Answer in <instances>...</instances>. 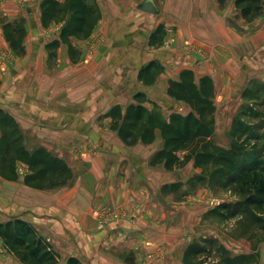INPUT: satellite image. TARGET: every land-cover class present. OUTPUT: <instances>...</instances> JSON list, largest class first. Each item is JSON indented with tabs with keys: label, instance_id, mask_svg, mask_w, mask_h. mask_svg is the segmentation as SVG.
<instances>
[{
	"label": "crops",
	"instance_id": "crops-1",
	"mask_svg": "<svg viewBox=\"0 0 264 264\" xmlns=\"http://www.w3.org/2000/svg\"><path fill=\"white\" fill-rule=\"evenodd\" d=\"M43 1L0 0V18L8 23L23 20L27 33L26 54L15 60L14 87L5 101L0 85V109L4 103L12 105L7 111L19 124L27 149L44 148L62 158L73 170L74 180L66 187L41 191L24 184V165L18 167L16 182L0 176V224L14 218L31 223L53 247L59 264L70 258L80 264H126L120 249L129 247L138 257L139 252H156L160 245L167 247L166 255L153 264H183L188 236L195 227L191 219L204 212L192 202L203 199L205 192L177 206L188 212L189 219L183 220L178 211L173 220L177 225L168 223L164 235L149 237L143 229L151 227L156 204L147 203L175 177L167 171L145 177L141 167L163 147V140L158 132L152 145L128 147L106 116L115 107L125 113L142 100L149 111L157 108L166 118L190 114L188 105L167 93L169 82L179 81L188 69L197 80L212 78L216 107H224L232 98L239 101L250 82L264 83V13L247 23L233 2L221 7L217 0H96L102 18L91 37L61 44L56 60L50 62L47 46L60 40L62 24L42 26ZM147 1L157 5V14L139 9ZM3 49L11 50L0 26V53ZM153 62L161 68L160 74L145 83L140 72ZM239 109L232 115L230 129ZM215 121L217 130V111ZM131 165L136 171L132 169L135 176L130 184L123 177ZM146 183L154 190H148ZM105 209L123 218L102 226L98 215ZM0 264H21L1 239Z\"/></svg>",
	"mask_w": 264,
	"mask_h": 264
},
{
	"label": "trees",
	"instance_id": "trees-1",
	"mask_svg": "<svg viewBox=\"0 0 264 264\" xmlns=\"http://www.w3.org/2000/svg\"><path fill=\"white\" fill-rule=\"evenodd\" d=\"M217 1L221 7L233 2L247 23L264 13V0ZM40 9L44 28L53 23L62 24L60 40L47 46L50 62L56 60L61 44L69 45L71 38L89 39L102 18L96 0H44ZM2 29L12 52L24 56L25 22H5ZM160 71L158 63L153 62L141 70L139 78L145 83L154 82ZM249 85L242 92L244 104L231 124L229 148L213 141L217 111L214 82L207 76L197 80L193 70L182 71L179 81L169 82L167 91L171 99L188 105L192 110L190 114L173 113L166 118L157 108L149 111L142 100L138 105L128 107L125 113L115 107L106 116L112 119V131L128 147L139 143L152 145L160 133L164 144L151 158V165L174 172L192 163L198 172L185 184L187 191L181 198L206 188L216 196L229 191L236 197L235 201L223 202L207 212L203 221H235L229 237L248 242L251 252L233 254L216 236H202L185 248L183 264H264L261 261L264 245V115L257 110L264 108V83L252 81ZM255 120H258L256 124L251 123ZM0 132V176L4 180L18 181V167L24 165L28 170L24 184L32 189L55 190L72 183L74 172L67 162L44 148L29 151L19 124L3 109H0ZM180 187V183L166 184L161 188V194L179 199ZM209 229L215 231L213 227ZM0 239L21 264H59L50 243L23 219L14 218L0 224ZM67 264L80 262L70 258Z\"/></svg>",
	"mask_w": 264,
	"mask_h": 264
},
{
	"label": "rangeland",
	"instance_id": "rangeland-1",
	"mask_svg": "<svg viewBox=\"0 0 264 264\" xmlns=\"http://www.w3.org/2000/svg\"><path fill=\"white\" fill-rule=\"evenodd\" d=\"M24 10H25V6ZM30 7V6H28ZM7 19H3L0 18V26L2 27V24L7 22ZM20 22V21H19ZM16 22V23H19ZM234 27H238L236 26V23L234 24ZM19 58V56H17L16 54H14L11 50L9 51H5V49H3L0 53V70L3 72L0 73V85H2L3 87V99L4 101L6 100V98L8 96H11V90L14 87V84L12 82V78H11V69L13 68V66H16V61ZM22 58H20L21 60ZM26 66V65H25ZM249 85V84H248ZM250 86V85H249ZM10 98V97H9ZM233 100H231L227 105H225L224 107L217 105V130L214 134V138L213 141L214 143H216L219 146L225 147V148H229L230 144L232 142L231 136H230V120L232 119V115L234 113L235 110L239 109L240 106H242L244 104V100L242 99V96L240 97L239 101H236L234 98H232ZM242 103V104H240ZM4 103V108L3 110L6 111L7 113H9L7 111V109L9 110L11 108L12 105H7ZM157 107V105H156ZM241 108V107H240ZM257 110L264 115V108H257ZM239 111V110H238ZM258 122V120L252 121L251 123H255ZM125 151V150H124ZM127 153L128 150L126 149ZM125 154L126 157H128V154ZM142 153V151H141ZM122 168V167H121ZM141 173L142 175H144L145 177H148V175H153V174H157V172H164V168L160 165H151V163L149 162L148 165L141 167ZM135 168L133 165H131L130 168V172L128 174H125L123 178L127 179L130 184L133 182L134 180V171ZM27 170V168H26ZM196 170L193 169L192 165H188L187 167H185L184 169H181L180 172L178 171H174L173 176L175 177V181L173 183H180L181 187L179 192L177 193L178 196L176 199V197L174 195L170 196V197H164L161 194V188L159 189L158 193L155 194L153 196V198H151L149 200V203H147V205L149 204H156V206L153 207V212L151 215V224L149 223V225L151 227H148L147 229H143L144 232H147L149 237H152L155 234H162L164 235L165 232L167 231V225L168 223H172V225H177V221L173 222V220H175L174 218L177 217V213L179 211V213L182 215V218L184 220V218L186 217V219H189L190 217L187 218L188 216V212H184L183 210H178L177 206H183V202L187 201L189 198H191L192 196H196L198 195L199 192L204 191L205 193H202L201 197L203 199H200L199 201H194L192 203H196L198 206L202 207L203 211L199 216L194 217L191 219V222H194L193 226V232H190L189 235H191V237L188 236V238L190 239V243L195 240L198 239L202 236H208V235H213L216 236L217 238L220 239V241L233 253V254H244V253H250L251 252V246L248 242L243 241V240H235L230 238V234L232 233L236 222L235 221H230V222H225V223H219V222H214L212 221H203V217L204 215L209 212L210 210H212L213 208L217 207L219 204L226 202V201H235L236 197H234L231 192H224L221 193L220 195L216 196L212 191H210L209 189H202L199 190L198 192L194 193L193 195H189L187 197L181 198L182 194L184 192H186V183L187 181L193 177L196 173ZM198 172V171H197ZM28 170L24 171L22 175L23 179L25 178V176L27 175ZM180 175H179V174ZM147 185V189L148 190H154L153 188L150 189L148 183H146ZM142 187H145V181L142 182ZM208 191V192H207ZM220 202V203H219ZM159 203L162 206L161 209L159 206ZM178 203H180V205H177ZM219 203V204H218ZM218 204V205H217ZM112 208V207H110ZM177 209V210H176ZM118 214V215H117ZM115 213V210H109V209H105L103 210V212H101V214L98 215V219L100 221L101 224H103L102 226H104L105 224H107L108 222H113V221H118L121 218H123V216L119 213ZM199 218V220H198ZM148 223V222H147ZM154 223V225H152ZM161 224V225H160ZM158 226H161L158 228ZM163 226V227H162ZM189 227V225L187 226V228ZM213 227L215 229V231L210 230L209 228ZM161 247V245L159 246L158 250L153 253H144V252H139L138 253V257L136 256V254L131 251V248L129 247H125L120 249L119 253L120 256H124V258L126 259V264H153L154 260H157L159 256H164L166 255L167 252V247L165 248ZM118 252V251H117ZM261 261L264 262V245L261 248ZM87 264V263H86Z\"/></svg>",
	"mask_w": 264,
	"mask_h": 264
},
{
	"label": "water",
	"instance_id": "water-1",
	"mask_svg": "<svg viewBox=\"0 0 264 264\" xmlns=\"http://www.w3.org/2000/svg\"><path fill=\"white\" fill-rule=\"evenodd\" d=\"M140 10L151 13V14H157L158 13V8L157 5L154 2H145L143 3L140 7Z\"/></svg>",
	"mask_w": 264,
	"mask_h": 264
},
{
	"label": "built area",
	"instance_id": "built-area-1",
	"mask_svg": "<svg viewBox=\"0 0 264 264\" xmlns=\"http://www.w3.org/2000/svg\"><path fill=\"white\" fill-rule=\"evenodd\" d=\"M219 203H220V202H219ZM219 203H218V204H219ZM218 204H217V205H218ZM116 214H117V213H116ZM117 215H118V214H117Z\"/></svg>",
	"mask_w": 264,
	"mask_h": 264
}]
</instances>
